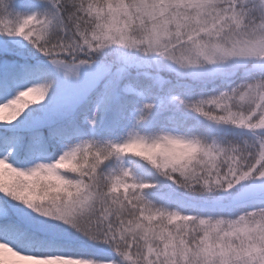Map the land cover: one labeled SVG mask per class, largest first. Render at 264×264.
Wrapping results in <instances>:
<instances>
[{
    "label": "snow or ice",
    "instance_id": "obj_1",
    "mask_svg": "<svg viewBox=\"0 0 264 264\" xmlns=\"http://www.w3.org/2000/svg\"><path fill=\"white\" fill-rule=\"evenodd\" d=\"M0 264H264V0H0Z\"/></svg>",
    "mask_w": 264,
    "mask_h": 264
}]
</instances>
